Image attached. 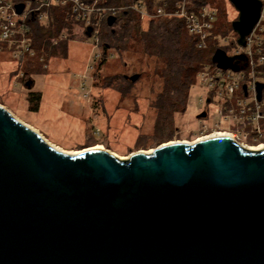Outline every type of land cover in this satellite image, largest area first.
<instances>
[{"label": "water", "instance_id": "obj_1", "mask_svg": "<svg viewBox=\"0 0 264 264\" xmlns=\"http://www.w3.org/2000/svg\"><path fill=\"white\" fill-rule=\"evenodd\" d=\"M228 1L244 48L261 2ZM212 62L237 71L223 52ZM84 150L57 151L0 107V264H264V147L212 137L125 161Z\"/></svg>", "mask_w": 264, "mask_h": 264}, {"label": "rangeland", "instance_id": "obj_2", "mask_svg": "<svg viewBox=\"0 0 264 264\" xmlns=\"http://www.w3.org/2000/svg\"><path fill=\"white\" fill-rule=\"evenodd\" d=\"M209 1L215 8L222 9V19L231 29L238 16L233 6L228 0ZM219 22V18L216 19L214 26ZM230 29L219 40L220 47H227L237 39ZM234 51L237 48L230 53ZM102 58L99 43L95 48L92 39L75 36L69 42L66 59H52L48 67L41 68L40 74L33 72L26 78L24 69L13 61L7 47L2 45L0 107L52 148L67 155L100 148L125 161L137 152L148 154L160 146L153 135L155 116L148 109L160 91L159 84L143 76L132 83L129 78L135 73L129 66L123 69L113 66L111 62L114 63L116 57L111 51L105 56L106 65L96 71ZM28 80L33 83L30 90L24 87ZM31 93L40 94L38 105L28 103ZM206 94L207 90L196 79L185 112L174 116V130L169 142L193 144L215 134L218 106L215 101L203 106ZM221 127L234 133L241 130L234 124H221ZM220 133L233 136L228 131ZM137 139H140L139 143Z\"/></svg>", "mask_w": 264, "mask_h": 264}, {"label": "trees", "instance_id": "obj_3", "mask_svg": "<svg viewBox=\"0 0 264 264\" xmlns=\"http://www.w3.org/2000/svg\"><path fill=\"white\" fill-rule=\"evenodd\" d=\"M165 1L171 3V0ZM190 1L193 8H198L209 0ZM145 3L147 10H151L158 1L145 0ZM133 4V0H103V6L121 10L111 27L104 22L100 26L99 44L103 58L96 65V71L106 65L105 56L111 51L116 57L114 63L110 61L113 66L122 69L129 66L138 76L136 81L143 76L159 84L160 91L151 100L148 109L155 116L153 135L157 145H161L168 143L171 138L174 116L185 112L189 92L196 83L198 73L207 65L217 67L212 62L216 52H223L226 56L237 45L233 42L227 47H220L215 40L224 37L227 29H230L222 19L224 15L220 8L217 9L216 19L219 18L221 22L214 26L206 49L200 50L180 20L161 18L141 21L135 12L124 9ZM50 18L47 27L36 22L31 27L32 47L37 57L22 66L26 78H30L33 72L40 74L41 68L48 67L52 59H66L69 42L73 37L89 38L88 30H75L76 24L68 7L51 9ZM62 33L67 35L65 40H59ZM53 41L57 43L53 44ZM226 58L233 59L232 64L237 70H245L246 62L242 55ZM27 82L31 80L24 85ZM40 100V94H29V104L38 105ZM139 142L140 139H137Z\"/></svg>", "mask_w": 264, "mask_h": 264}, {"label": "built area", "instance_id": "obj_4", "mask_svg": "<svg viewBox=\"0 0 264 264\" xmlns=\"http://www.w3.org/2000/svg\"><path fill=\"white\" fill-rule=\"evenodd\" d=\"M133 1V5L124 9L135 12L141 21L161 18L180 20L187 34L196 42V47L206 49L217 18V8L209 1L193 8L190 0H171V3L157 0L158 3L151 10H147L145 0ZM259 1L260 18L246 38L245 47L236 46L237 51L226 55H242L246 62L245 70L234 72L205 66L197 75L198 83L208 92L204 103L201 101L202 105L208 106L215 101L218 106L219 121L213 129L215 135L228 131L233 135H228L233 141L246 137L256 141L264 137V0ZM102 4L103 0H0V48L2 45L7 47L13 61L22 68L37 57L32 47V25L36 22L47 27L51 22L50 10L67 7L76 24L75 30H90L88 39H92L93 47L97 48L100 26L103 22L106 24L109 17L116 21L121 10ZM19 6H22L20 13L17 12ZM66 38L65 33L59 36V40ZM215 40L219 44L221 37ZM234 42L236 44V40ZM56 43L57 41H53V44ZM257 84L263 86L260 101L257 100ZM221 124H234L241 130L234 133L229 128L227 130L221 127Z\"/></svg>", "mask_w": 264, "mask_h": 264}, {"label": "flooded vegetation", "instance_id": "obj_5", "mask_svg": "<svg viewBox=\"0 0 264 264\" xmlns=\"http://www.w3.org/2000/svg\"><path fill=\"white\" fill-rule=\"evenodd\" d=\"M234 142H236L238 145L242 146L245 149L257 148L259 146L264 147V137L256 141H254L251 137H246L245 139L237 138V140H235ZM240 142H242L244 145L239 144Z\"/></svg>", "mask_w": 264, "mask_h": 264}, {"label": "bare ground", "instance_id": "obj_6", "mask_svg": "<svg viewBox=\"0 0 264 264\" xmlns=\"http://www.w3.org/2000/svg\"><path fill=\"white\" fill-rule=\"evenodd\" d=\"M212 137H229L227 134H222V133H220V134H214V135H212V136H207V137H205V138H202V139H200V140H198V141H196V142H199V141H202V140H205V139H207V138H212ZM263 147L262 146H259V147H257V148H250L249 150H251V151H259V150H261ZM89 150H100V148H95V149H89ZM57 151H60V150H57ZM83 151H85V150H83ZM82 151H80V152H78V153H75L74 155H77V154H79V153H81ZM153 151H151V152H148V154H150V153H152Z\"/></svg>", "mask_w": 264, "mask_h": 264}]
</instances>
